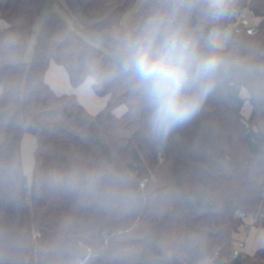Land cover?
I'll return each mask as SVG.
<instances>
[{
	"label": "trees",
	"instance_id": "16d2710c",
	"mask_svg": "<svg viewBox=\"0 0 264 264\" xmlns=\"http://www.w3.org/2000/svg\"><path fill=\"white\" fill-rule=\"evenodd\" d=\"M135 1L64 0L70 26L55 0H0V264H264V245L234 255L247 218L264 228V0H227L219 19L210 0H145L122 23ZM245 9L255 26L240 20ZM155 15L226 69L164 138L119 74L125 45ZM227 27L225 47L209 46ZM51 62L74 87L94 77L107 104L92 113L75 93H56L45 80ZM25 131L37 138L31 186Z\"/></svg>",
	"mask_w": 264,
	"mask_h": 264
},
{
	"label": "clouds",
	"instance_id": "9594fccd",
	"mask_svg": "<svg viewBox=\"0 0 264 264\" xmlns=\"http://www.w3.org/2000/svg\"><path fill=\"white\" fill-rule=\"evenodd\" d=\"M227 0H210L213 19L227 15ZM209 37V46H215ZM226 71L222 58L200 51L199 42L172 20L150 17L119 58V74L132 85L150 112V132L164 138L189 119L211 91L215 78Z\"/></svg>",
	"mask_w": 264,
	"mask_h": 264
},
{
	"label": "rangeland",
	"instance_id": "374dc122",
	"mask_svg": "<svg viewBox=\"0 0 264 264\" xmlns=\"http://www.w3.org/2000/svg\"><path fill=\"white\" fill-rule=\"evenodd\" d=\"M144 1L145 0H136L134 5H133V7L130 10H128L122 16V19H121L122 23H125V24L128 23L132 19L134 13L140 8V6L142 5V3ZM63 5H65L64 0H55V3L53 5V7H54L55 11L65 20V22L68 25L72 26L71 18L67 14V12H66L65 8L63 7ZM45 13H46V9L41 13L39 18L37 19V21H36V29H38L41 26V24H42V22L44 20V17H45ZM0 20H3V23H4L2 26H0V28L8 24L7 20L5 18L1 17V16H0ZM240 20L243 21L244 24L252 27V26H255L258 23L259 18L255 17L254 15L251 14V12L249 10L245 9L240 14ZM228 33H229V28L228 27L220 29V30H218L215 33V35H214L215 41H216L215 45L217 47H219V48H224L225 47L226 38H227V34ZM88 78H93V80L95 81L94 77H88ZM62 84L57 87L53 83L55 89L59 88V89H57L58 93H64V92H66V93H72V92L75 93L76 92L75 90H73L75 88L70 83L69 80L67 82H63ZM86 85H90L89 89L92 90L91 84L87 83ZM68 87L72 88V90H69L70 88L68 89ZM76 94L79 95L78 93H76ZM242 95L243 96H247L248 92L246 90H243L242 91ZM105 99H106V102H108L110 97L108 95H106ZM80 100L81 99H79V101ZM81 103L85 106V108L87 110L90 111V109H92L91 107H89V105L86 106L87 103L85 104L83 100H81ZM121 107L124 108V110L126 109L125 105H121L120 107L119 106L116 107L115 109L117 110V114L118 115L122 114V111H121L122 108ZM251 111H252V105H251V103L248 100H246V103L244 104V108H243V113H244V115L246 117H248L250 115ZM36 148H37V138H36V136L31 131H25L23 133L22 139H21V155H22V167H23L25 175L27 176L28 186H31L32 180H33V172H34V166H35V150H36ZM255 223H256V218L255 217L250 216L249 218H247L246 225H245V228L247 229V233L246 234H248V232L254 227L257 228V229L261 228L260 226L256 225ZM248 226L250 227V229H248ZM244 246H245V243H244ZM243 250H244V247H243ZM199 264H216V262H215L214 258L207 257V258L201 260L199 262Z\"/></svg>",
	"mask_w": 264,
	"mask_h": 264
},
{
	"label": "crops",
	"instance_id": "0c3cea01",
	"mask_svg": "<svg viewBox=\"0 0 264 264\" xmlns=\"http://www.w3.org/2000/svg\"><path fill=\"white\" fill-rule=\"evenodd\" d=\"M45 80L53 88V90L56 93H58L57 89H59V88L55 89L54 85L58 87L63 82H67L69 80V77H68V74H67L65 68L62 65H59V64L57 65V63H55V62H51L48 70L46 71ZM93 82H94L93 78H87L86 81H84L79 86L74 87L75 89H73V90L76 91L75 94L76 93L79 94V95L76 94L79 99L83 100L85 104L87 103L86 106L89 105V107L92 108V109H90V112L95 113V112L99 111L102 107H104L107 102L105 99L106 96L97 95L94 91H92L93 89L92 90L89 89L90 85H86L87 83H89V84H91V88H92ZM53 83H54V85H53ZM69 88L70 87H68V89ZM69 90H72V88H70ZM64 93H66V92H64ZM58 94H61V93H58ZM81 100H80V102H81ZM121 111L123 113L125 111L124 108H122ZM114 112L117 114L116 109L114 110ZM256 229L257 228H255V227L252 228L248 232V234H246V236H245V239H244L245 246H244L243 251H245L246 253L253 254L258 248H260L264 245V228L261 227L260 229H257V230Z\"/></svg>",
	"mask_w": 264,
	"mask_h": 264
},
{
	"label": "built area",
	"instance_id": "2783aa9c",
	"mask_svg": "<svg viewBox=\"0 0 264 264\" xmlns=\"http://www.w3.org/2000/svg\"><path fill=\"white\" fill-rule=\"evenodd\" d=\"M5 26H7V25H5ZM5 26H3V27H5ZM3 27H1V28H3ZM248 31L253 32V29L250 28ZM248 229H250L249 226H248ZM243 247H244V241L239 242L237 248L234 251V255H237V254H239L240 251H243ZM68 264H88V259L87 258H79V259L71 261Z\"/></svg>",
	"mask_w": 264,
	"mask_h": 264
},
{
	"label": "bare ground",
	"instance_id": "6f19581e",
	"mask_svg": "<svg viewBox=\"0 0 264 264\" xmlns=\"http://www.w3.org/2000/svg\"><path fill=\"white\" fill-rule=\"evenodd\" d=\"M4 23H3V20H0V26H2Z\"/></svg>",
	"mask_w": 264,
	"mask_h": 264
}]
</instances>
